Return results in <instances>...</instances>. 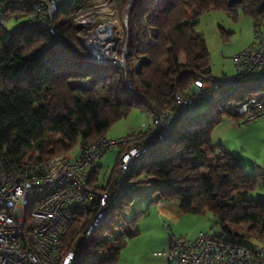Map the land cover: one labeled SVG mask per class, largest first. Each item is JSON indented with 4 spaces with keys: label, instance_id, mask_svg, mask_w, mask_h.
I'll use <instances>...</instances> for the list:
<instances>
[{
    "label": "trees",
    "instance_id": "obj_1",
    "mask_svg": "<svg viewBox=\"0 0 264 264\" xmlns=\"http://www.w3.org/2000/svg\"><path fill=\"white\" fill-rule=\"evenodd\" d=\"M29 1L0 0V19L6 12L32 17L13 31L0 22V159L15 178L25 167L68 153L77 140L105 136L131 110L142 109V102L174 109L177 91L189 92L197 78L215 79L207 69L205 39L195 32L201 13L218 9L237 17L240 9L253 23L264 18V0L233 4L231 0H133L126 61L129 65L141 61L136 70L141 102L127 92L118 66L84 58L74 20L89 0H57L56 34L34 18L33 9L25 6ZM126 2L108 0L111 6ZM150 38L155 42L150 43ZM253 97L264 99V79L220 87L215 91L216 104L195 109L175 128L166 148L149 147L134 174L135 184L141 180L154 184L153 192L161 198H180L185 212L211 211L226 240L241 245L237 241L244 237L237 229L241 225L248 226L250 237L264 234V197L247 199L256 177L221 145L213 146L211 135L224 118L239 122L233 108ZM132 136L145 142L142 131ZM120 154L106 182L100 178L99 188L117 178ZM132 201L130 190L121 194L111 217L81 246L75 264H117L124 238L138 234L133 222L139 214L126 225ZM89 224L90 217L73 221L64 237L65 250L79 242V234Z\"/></svg>",
    "mask_w": 264,
    "mask_h": 264
},
{
    "label": "built area",
    "instance_id": "obj_2",
    "mask_svg": "<svg viewBox=\"0 0 264 264\" xmlns=\"http://www.w3.org/2000/svg\"><path fill=\"white\" fill-rule=\"evenodd\" d=\"M25 6L33 9L34 18L47 26L50 33L56 34L53 17L57 0H32ZM8 13H4L1 23ZM101 25L83 39L84 58L93 63L118 66L127 92L142 102L143 96L137 93L136 86V70L141 61L136 60L133 65L127 63L128 35L118 49L111 44L112 27L108 35H101ZM253 40L251 47L232 56L234 73L220 79H195L189 92L175 93L174 109H161L155 103L142 102L147 114L142 130L144 143H138L132 135L118 139L102 136L81 143L79 154L74 157L53 156L46 162L25 167L17 178L7 172L0 159V264H75L81 246L111 217L121 194L135 185L134 174L144 163L149 147L166 148L175 128L195 109L216 104L215 91L220 87L264 79V30L260 22L253 23ZM154 42L150 38V43ZM232 113L243 124L264 117V99L250 98L236 105ZM117 146L121 148L117 178L101 189L98 187L101 178L98 160ZM106 178L102 180L106 182ZM79 217H90V224L79 234V242L65 250V234ZM167 233L164 250L157 255L169 263L264 264V234L260 246L249 248L206 232L194 238L175 235L171 230Z\"/></svg>",
    "mask_w": 264,
    "mask_h": 264
},
{
    "label": "rangeland",
    "instance_id": "obj_3",
    "mask_svg": "<svg viewBox=\"0 0 264 264\" xmlns=\"http://www.w3.org/2000/svg\"><path fill=\"white\" fill-rule=\"evenodd\" d=\"M129 2L130 0L120 7L109 5L108 0H89V5L78 12L74 20L79 30L77 37L81 45L89 31L106 23L119 26L120 37L114 45L120 49L128 35ZM1 10L2 6H0V14ZM237 15L236 17L228 11L212 9L201 13L195 26V32L205 39L208 50L207 64L215 79L222 78L224 74L234 73L235 67L231 57L248 46L250 40L253 45V20L240 9L237 10ZM30 20H32L30 15L21 12L8 13L3 26L13 31ZM261 25L264 30V18L261 20ZM115 40L116 38L113 42ZM145 118L147 120L146 112L135 108L126 117L111 125L105 136L109 139L127 137L133 129L141 128V121ZM80 144V140H77L73 148L65 154L69 157L78 155ZM211 144L221 145L223 150H228L239 161L249 164L244 171L254 174L257 184L247 193V199L255 201L259 197H264V177H262L264 167L261 166L264 162V117L245 124L234 118H224L213 129ZM120 152L119 146L114 147L98 160L101 165L99 174L101 178L109 176ZM212 163L214 162L210 158V164ZM154 187V184L141 180L130 189L133 201L127 211L126 225H130L129 220L136 213L139 214L137 220L133 222L138 234L132 238H124L117 264H174L157 255L164 250L168 230L175 235L188 238L206 232L226 239L227 235L223 233L211 211L185 212L181 207L180 198H161L158 193L153 192ZM260 225L259 223L256 227L259 228ZM237 229L239 233H244V237L237 241L249 248L260 246L262 235L256 232L250 237L246 234L247 225H241Z\"/></svg>",
    "mask_w": 264,
    "mask_h": 264
},
{
    "label": "crops",
    "instance_id": "obj_4",
    "mask_svg": "<svg viewBox=\"0 0 264 264\" xmlns=\"http://www.w3.org/2000/svg\"><path fill=\"white\" fill-rule=\"evenodd\" d=\"M251 22H252V20H251ZM252 28V27H251ZM252 46V42H251V40H250V43H249V45L248 46H246V47H244V48H248V47H251ZM243 49V48H242ZM232 58V57H231ZM180 60H181V58H180ZM182 61V60H181ZM233 61V60H232ZM207 69H209L208 67H207ZM209 72H210V75L212 76V74H211V71H210V69H209ZM224 75H226V74H224ZM213 77V76H212ZM135 109V108H134ZM133 109V110H134ZM138 109H140L141 111H142V109L141 108H138ZM133 110H131V112L133 111ZM145 120H146V118H145ZM145 120H142L141 121V128L139 129H133L132 130V132L130 133V135H132V134H135V133H138V132H141L142 130H143V125H144V123H145ZM232 123V122H231ZM232 124H234V123H232ZM228 153H229V151L228 150H226ZM231 154V153H230ZM232 155V154H231ZM233 156V155H232ZM234 157V156H233ZM235 158V160H236V162H238L239 164H241V166L243 167V169L246 171V167H247V165H249V164H245V163H243L241 160V162L238 160V158H236V157H234ZM99 166L101 167V165L99 164ZM262 167H264V162H262V165H261ZM254 175V174H253ZM262 177H264V175H262Z\"/></svg>",
    "mask_w": 264,
    "mask_h": 264
},
{
    "label": "water",
    "instance_id": "obj_5",
    "mask_svg": "<svg viewBox=\"0 0 264 264\" xmlns=\"http://www.w3.org/2000/svg\"><path fill=\"white\" fill-rule=\"evenodd\" d=\"M238 2H240V0H231V3L233 4V3H238ZM133 3V0H130V2H129V6L127 7V17H128V15H129V11H130V7H131V4ZM110 29H111V26L110 25H107V24H103V25H101L100 26V28H99V34H101V35H108L109 34V32H110ZM80 244H81V242H80Z\"/></svg>",
    "mask_w": 264,
    "mask_h": 264
},
{
    "label": "bare ground",
    "instance_id": "obj_6",
    "mask_svg": "<svg viewBox=\"0 0 264 264\" xmlns=\"http://www.w3.org/2000/svg\"><path fill=\"white\" fill-rule=\"evenodd\" d=\"M111 27H112V36L110 37V39L114 41V38H116V40H115V42H116L117 39H119V37H120V32H119V31H120V28H119L118 25H117L116 27H115V25H111ZM115 32H116V33H115ZM116 35H117V36H116ZM113 41H112V42H113ZM112 42H111V44L114 45L115 42H113V43H112ZM185 120H186V119H185ZM185 120H184V121H185Z\"/></svg>",
    "mask_w": 264,
    "mask_h": 264
}]
</instances>
